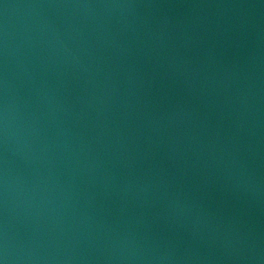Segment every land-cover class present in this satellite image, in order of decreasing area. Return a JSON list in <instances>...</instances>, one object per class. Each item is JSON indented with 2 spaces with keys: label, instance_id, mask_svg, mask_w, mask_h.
I'll list each match as a JSON object with an SVG mask.
<instances>
[{
  "label": "water",
  "instance_id": "95a60500",
  "mask_svg": "<svg viewBox=\"0 0 264 264\" xmlns=\"http://www.w3.org/2000/svg\"><path fill=\"white\" fill-rule=\"evenodd\" d=\"M0 264H264V0H0Z\"/></svg>",
  "mask_w": 264,
  "mask_h": 264
}]
</instances>
